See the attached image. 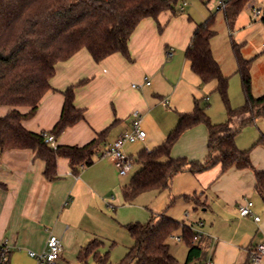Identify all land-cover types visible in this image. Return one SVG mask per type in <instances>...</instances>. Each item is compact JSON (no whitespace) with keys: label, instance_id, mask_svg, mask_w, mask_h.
Returning <instances> with one entry per match:
<instances>
[{"label":"crops","instance_id":"crops-1","mask_svg":"<svg viewBox=\"0 0 264 264\" xmlns=\"http://www.w3.org/2000/svg\"><path fill=\"white\" fill-rule=\"evenodd\" d=\"M256 1L247 7L256 5ZM181 9L178 16L165 11L158 20L144 19L129 40L130 58L115 53L97 63L89 51L82 49L59 63L50 81L52 89L41 100L35 116L23 121V126L34 133L51 130L60 120L64 93L75 87L74 104L84 111V119L55 141L57 145L81 147L109 129L91 166L75 174L69 160L59 158L57 177L51 180L45 175V162L36 152L0 149V244L10 247V264H36L30 252H44L50 236H57L62 242L57 264H78L79 251L90 241L100 239L105 243L110 230L123 232L120 224L124 221L118 208L125 187L141 165L136 162L129 179L122 177L112 159L102 157L104 147L131 129L133 113L138 111L146 138L124 147L137 160L141 151H152L166 140L177 127L180 114L194 111L195 100H203L207 90L216 88L215 82L203 84L186 59L192 36L203 21L186 14L183 6ZM211 45L226 76L224 58L213 41ZM164 100L167 106L163 105ZM9 111L11 108L0 106L1 117ZM20 111L25 114L29 108ZM208 138L204 125L190 129L176 143L172 156L204 161ZM254 167L264 170V164ZM172 186L181 196H200L202 203L198 206L211 211L217 219L222 215L236 216L238 226L229 225L226 235L209 231L208 235H199L204 256H211L207 264H240L246 257L249 264L256 238L261 233L264 236V219L260 215H264V210L257 208L256 202L250 200L254 204L253 215L239 214V206L246 198L259 195L254 171L234 166L222 172V165L218 164L202 173L178 174ZM256 216L260 222L255 221ZM251 221L259 227L257 233L248 229ZM133 244L132 237L127 239L128 251ZM106 249L104 245L102 252Z\"/></svg>","mask_w":264,"mask_h":264},{"label":"trees","instance_id":"trees-1","mask_svg":"<svg viewBox=\"0 0 264 264\" xmlns=\"http://www.w3.org/2000/svg\"><path fill=\"white\" fill-rule=\"evenodd\" d=\"M252 1L222 2L220 10L230 31ZM177 4L178 0H0V106L11 108L6 116H0V149L36 152L37 157L45 162V175L51 180L57 177L59 158L68 159L75 174L91 166L109 129L81 147L57 145L53 148L46 142V137L53 136L56 140L65 130L84 119V111L74 104L75 87L64 93L60 120L51 130L34 133L23 126V121L35 116L41 100L52 89L50 81L59 63L82 49L89 51L97 63L115 53L130 58L129 40L139 24L147 18L158 20L165 11L178 16L182 9ZM214 25L215 15L198 25L185 56L203 84L216 83L215 90L228 107L229 120L223 124L212 123L202 107V100H195L194 111L180 114L177 127L159 147L139 153L137 162L141 169L124 189L127 202L147 191L171 189L178 174L187 171L198 174L218 164L222 165V172L234 166L253 170L256 191L264 200V170L254 167L251 150H241L236 144V137L245 125L264 119V94L254 95L251 75L254 60L245 59L241 46L233 42L237 73L246 100L238 109L230 107L228 78L223 74L211 45L217 34ZM23 107L29 108L25 114L20 111ZM200 125H204L209 134L207 158L195 161L173 157V148L181 136ZM257 144L264 145V136ZM184 197L197 205L202 203L196 194ZM126 228L134 244L120 264H180L168 243L178 232L188 246L184 264H196L204 257V244L198 240L199 233L165 213L157 220L130 223ZM104 245L100 239L90 241L79 251L78 264H111L109 252H102Z\"/></svg>","mask_w":264,"mask_h":264},{"label":"rangeland","instance_id":"rangeland-1","mask_svg":"<svg viewBox=\"0 0 264 264\" xmlns=\"http://www.w3.org/2000/svg\"><path fill=\"white\" fill-rule=\"evenodd\" d=\"M221 0H178L177 6H183L185 13L196 20L206 21L211 15H215L214 28L217 34L212 39L215 43L220 55L224 58L225 67L228 69V99L232 109H238L245 103V95L242 87V80L237 73V62L233 52V42L241 46V52L245 59H253L251 69L253 93L256 96L264 94V23L262 17L252 18L253 12L251 8L246 7L238 16L232 31L229 30L224 13L220 10ZM228 1V0H223ZM257 8L264 10V0L256 1ZM202 22V23H203ZM206 97V98H205ZM208 97V99H207ZM202 107L206 109L207 115L214 124L227 123L229 120L228 107L222 96L215 90V87L204 94ZM264 136V119H257L254 123L245 125L236 137V144L241 150H251V161L254 166L264 164V145L257 144ZM135 164L134 168H136ZM133 168V169H134ZM133 173V172H132ZM130 173L126 178H130ZM256 202L257 208L264 210V200L259 195L246 198ZM119 216L124 221L120 224L121 231H109L105 240L107 246L106 252H109V261L111 264H120L126 256L128 248L126 246L127 239L131 240V236L126 229L129 223H148L151 220L159 219L162 213L172 217L178 221L185 222L194 231L201 235H208L209 232L218 235H226L229 231V225L238 226L236 216L222 215L218 219L216 215H211V211H204L191 199H185L179 192L173 188L164 191H147L140 194L135 200L127 202L124 198L120 202ZM261 218L264 215L260 213ZM239 215L237 214V217ZM234 222V223H233ZM247 227L255 233L259 231V227L253 223ZM181 236V232L176 233L168 243L171 253L179 260L180 264H184L187 258L188 246L184 241L177 238ZM264 242V236L261 233L256 238V246ZM246 257V256H245ZM211 260L210 255L202 257L196 264H207ZM247 257L240 262L246 264ZM264 262V257H263ZM73 261L72 264H75ZM60 264H63L62 262Z\"/></svg>","mask_w":264,"mask_h":264},{"label":"built area","instance_id":"built-area-1","mask_svg":"<svg viewBox=\"0 0 264 264\" xmlns=\"http://www.w3.org/2000/svg\"><path fill=\"white\" fill-rule=\"evenodd\" d=\"M253 18L262 17L264 10L260 7L257 8L255 4L251 6ZM150 85V82H146ZM136 87V85H134ZM163 105L167 106V100L163 101ZM143 117L138 111H135L132 116V126L130 130L122 133L116 140L108 143L103 151L102 157L112 159L115 168L118 170L119 175L122 177L128 176L137 160L127 154L124 147L126 144L143 141L146 138V132L142 128ZM46 142L51 147L56 148L57 144L53 136L46 137ZM253 202L245 199L244 203L239 206V214L243 217L253 215ZM256 222H260L261 218L256 216ZM200 235V233H199ZM181 241V237L177 238ZM62 252V242L57 236H50L47 241L46 250L42 253L30 252V256L35 259L36 264H57ZM10 247L8 244H0V264H7L10 260ZM264 257V242L257 245L250 251L251 264H263ZM209 264H212L211 262Z\"/></svg>","mask_w":264,"mask_h":264}]
</instances>
